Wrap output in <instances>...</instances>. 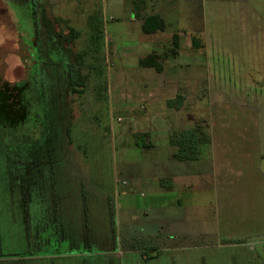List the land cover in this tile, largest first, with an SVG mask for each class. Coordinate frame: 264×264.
Returning a JSON list of instances; mask_svg holds the SVG:
<instances>
[{
    "label": "rangeland",
    "instance_id": "1",
    "mask_svg": "<svg viewBox=\"0 0 264 264\" xmlns=\"http://www.w3.org/2000/svg\"><path fill=\"white\" fill-rule=\"evenodd\" d=\"M201 3L164 31L194 37L190 57L167 41L177 60L162 64L186 77L172 66L190 61L184 109L195 137L221 143L223 176H199L190 206L162 211L142 162L188 140L140 145L141 79L155 70L138 66L147 36L119 12L129 2L0 0V89L29 86L21 121L0 117V264H264V8Z\"/></svg>",
    "mask_w": 264,
    "mask_h": 264
},
{
    "label": "crops",
    "instance_id": "2",
    "mask_svg": "<svg viewBox=\"0 0 264 264\" xmlns=\"http://www.w3.org/2000/svg\"><path fill=\"white\" fill-rule=\"evenodd\" d=\"M126 1L129 2L130 9L127 11V9L119 8L121 9L119 12H122L124 15L126 12L128 13L130 23L137 25L133 30L135 33L139 36H141V33L147 36L136 43L138 47L135 51L136 53H140L138 55L139 61L150 55H158L161 57V64L163 60L167 59L168 61L172 57L171 52L165 53L164 51L162 53V48L165 47L167 41L173 42L175 35L167 36L164 31L147 34L142 29L145 21L150 17H157L166 24V28L173 23L177 24L179 21L190 23L191 20L194 21L195 19L197 4L202 7V3L201 5L199 4L202 0H112V3L117 7H125ZM253 2L258 6V14H260L259 7L264 8V0H253ZM138 27L139 30H137ZM185 27L184 30L186 32L190 31L189 25L188 29ZM176 35L179 37L180 49H184L185 53L190 57L189 50L195 46L194 37L191 39L188 36L187 43L185 44L182 42L181 36L179 34ZM141 53H146V55H142ZM180 53L181 51H179ZM175 60H177L176 57ZM139 61L138 66L140 69H154L155 75L149 76L148 74L141 79L140 89L142 93L144 92L143 97L145 99L141 108L144 112L135 121V129L140 137L141 147L155 150L154 148L157 147L158 141L168 139V142L170 140V143H172V139L176 134L193 131L196 127L194 126L195 122L192 121L193 114L189 110L184 109L185 104L189 102L190 83L194 80V73L190 70L191 64L189 60L184 62V64L174 63L172 66L173 71L177 66L183 69L186 64L188 68L182 74V76L186 75V77H180L176 73L168 74L165 64H162V71L158 72L155 68L141 67ZM262 77L264 79V73ZM183 83H186L188 94L176 88L179 84L183 85ZM175 98L183 107L181 110L174 105ZM201 132L204 135L202 143H199L198 146H194L192 143L185 145L188 149L194 150L192 154L188 153L186 156L181 157L177 155L176 151L172 150L168 155L158 156L156 160L150 159L142 162L141 167L145 174L142 176L143 185L153 192V199H155L156 203L151 208L163 211L169 208L175 210L177 208L188 207L190 206V195L199 176L209 173L219 175L218 167L221 170L220 161L222 155L217 154L216 150L217 147H219V150L223 149L220 147L221 143L219 145L215 141L213 143L210 137L207 140L206 131L203 129ZM142 139L147 141L143 142ZM170 147L175 150L179 149L177 146L170 145ZM196 147L197 149H195ZM220 174L223 176L222 170ZM168 187L171 189H164ZM123 194L125 195L126 193L123 192ZM137 219L136 217L134 218V220Z\"/></svg>",
    "mask_w": 264,
    "mask_h": 264
},
{
    "label": "trees",
    "instance_id": "3",
    "mask_svg": "<svg viewBox=\"0 0 264 264\" xmlns=\"http://www.w3.org/2000/svg\"><path fill=\"white\" fill-rule=\"evenodd\" d=\"M166 28V24L161 21L159 18L157 17H150L148 18L145 23L143 24V31L147 34H152L158 31H165ZM196 41H195V45H196ZM173 45L176 47V50L179 48V37L177 35H175L173 37ZM175 49L171 51V55L172 56H176L177 55V51ZM161 57L158 55H150L148 57L142 58L139 61V65L141 67H148V68H155L158 72L162 71V64H161ZM79 76V80L82 78L80 73H78ZM78 85H82V83L80 84L79 82H76V84H74V91H77L75 86ZM28 85L27 84H15L13 86H9L8 84L5 85V91H2L0 89V100H1V96L4 99L3 103H0V116L4 113L5 115H14V125H16V123H18L19 121H21V119L26 115L27 112V107H28V103L25 101L24 102V98L23 95L27 92L28 90ZM8 119V118H7ZM11 124H12V119L9 118L8 119ZM13 125V124H12ZM181 136L186 138L188 141L186 142V144L188 143H192V145L194 146H198L199 143H202L203 140L200 139L199 137H195L197 135V131L193 130V131H189V132H183L180 134H176L175 137H173L172 139V143L173 144H178V138L177 136ZM207 139V138H206ZM208 140V139H207ZM181 146V148H179L181 151H183L184 155H182L183 157L186 156L188 153L192 154L193 153V149H188L185 145ZM197 149V147L195 148ZM196 152V150H195ZM181 156V157H182Z\"/></svg>",
    "mask_w": 264,
    "mask_h": 264
},
{
    "label": "flooded vegetation",
    "instance_id": "4",
    "mask_svg": "<svg viewBox=\"0 0 264 264\" xmlns=\"http://www.w3.org/2000/svg\"><path fill=\"white\" fill-rule=\"evenodd\" d=\"M2 116H3V114H2L0 117H2ZM3 117H5L6 119H7V118H8V119L11 118V119H12V124H13V126H15V125H14V117H15L14 115H7V114L5 115V113H4V116H3ZM8 119H7V120H8ZM8 121H9V120H8Z\"/></svg>",
    "mask_w": 264,
    "mask_h": 264
}]
</instances>
